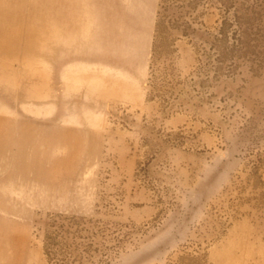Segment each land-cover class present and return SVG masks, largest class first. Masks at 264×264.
I'll use <instances>...</instances> for the list:
<instances>
[{"label":"rangeland","instance_id":"rangeland-1","mask_svg":"<svg viewBox=\"0 0 264 264\" xmlns=\"http://www.w3.org/2000/svg\"><path fill=\"white\" fill-rule=\"evenodd\" d=\"M236 2L264 42V0ZM189 10L0 0V264H264V68L197 89L202 43L167 22L152 71L162 12L218 25Z\"/></svg>","mask_w":264,"mask_h":264},{"label":"trees","instance_id":"trees-1","mask_svg":"<svg viewBox=\"0 0 264 264\" xmlns=\"http://www.w3.org/2000/svg\"><path fill=\"white\" fill-rule=\"evenodd\" d=\"M190 6L188 11L193 20H200V13L193 14V11L199 9L201 3L203 6H213L219 9L220 16L218 25L207 33H199L198 29L193 27L192 20L168 19L169 16L162 12L157 22L156 36L153 45V62L152 71L155 69V64L161 60L166 52L164 40L166 23L183 24L186 27L187 33L193 34V37L200 40L202 45L197 41V51L199 52V62L192 71V74L204 76L202 79H196L193 83L195 88L200 89L208 85L213 79H219L228 73H235L242 69V66L248 65L254 71H259L264 68V42L249 39V35H257L253 32L254 26L246 25L248 21L255 20L254 17L245 18L240 11L237 10L236 0H183ZM235 10L236 12H232ZM203 23V20H200ZM264 30V29H261ZM195 42V41H194ZM178 69L175 66L171 70ZM194 75V76H195ZM153 90H150L148 98L152 97ZM156 94L154 93V96ZM167 100V99H166ZM165 101V100H164ZM250 155L254 154L252 149H248ZM253 166L255 173L264 167V153L260 152L254 156ZM260 184H264L261 175H258ZM264 199V196H262Z\"/></svg>","mask_w":264,"mask_h":264}]
</instances>
